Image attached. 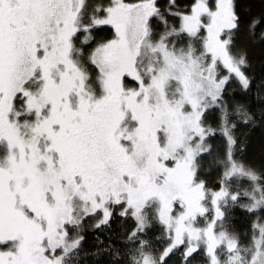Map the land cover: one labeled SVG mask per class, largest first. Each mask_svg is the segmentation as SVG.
I'll use <instances>...</instances> for the list:
<instances>
[{
    "label": "snow or ice",
    "instance_id": "1",
    "mask_svg": "<svg viewBox=\"0 0 264 264\" xmlns=\"http://www.w3.org/2000/svg\"><path fill=\"white\" fill-rule=\"evenodd\" d=\"M0 264H264V0H0Z\"/></svg>",
    "mask_w": 264,
    "mask_h": 264
}]
</instances>
